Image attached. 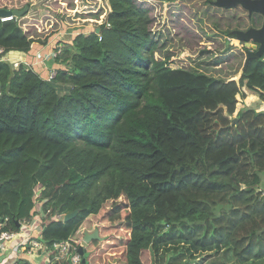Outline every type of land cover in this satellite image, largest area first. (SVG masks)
Listing matches in <instances>:
<instances>
[{"label":"trees","instance_id":"obj_1","mask_svg":"<svg viewBox=\"0 0 264 264\" xmlns=\"http://www.w3.org/2000/svg\"><path fill=\"white\" fill-rule=\"evenodd\" d=\"M27 7L0 22V58L34 55L66 18L85 33L57 54L52 80L0 60V219L17 231L38 190L49 246L79 253L99 233L81 264L264 260V111L230 118L238 96L264 101V56L217 80L155 57L139 0H0V12Z\"/></svg>","mask_w":264,"mask_h":264},{"label":"rangeland","instance_id":"obj_2","mask_svg":"<svg viewBox=\"0 0 264 264\" xmlns=\"http://www.w3.org/2000/svg\"><path fill=\"white\" fill-rule=\"evenodd\" d=\"M215 1L175 0L169 3L161 0H139L141 6L148 11L151 21L149 28L158 46L155 55L157 59H168L172 68L205 74L217 80H239L245 68L247 52L252 46L247 50L246 44L230 33L250 28L260 29L264 19L255 14V19L250 20L248 13L240 7L227 10L210 4ZM63 11L65 12L64 9ZM56 19L60 22L58 17ZM65 20L68 22V18ZM66 22L64 23L67 27L61 28L47 46H42L33 55L37 63L34 64L42 67L45 65V71L54 70V59L58 50H63L66 44L72 43L78 34L85 33L81 30H69L68 23L74 22ZM45 76L47 77V73ZM237 101L236 113L230 118H236L241 110L247 108L264 111V101L250 92L245 99L238 96ZM86 248L88 244L84 242V250ZM5 260L2 256L0 264ZM209 264L241 263L231 257V251L227 250ZM248 264H264V260Z\"/></svg>","mask_w":264,"mask_h":264},{"label":"built area","instance_id":"obj_3","mask_svg":"<svg viewBox=\"0 0 264 264\" xmlns=\"http://www.w3.org/2000/svg\"><path fill=\"white\" fill-rule=\"evenodd\" d=\"M15 15L3 17L0 15V22H9L15 20ZM61 50H58V54ZM3 54L0 51V55ZM57 56V55H56ZM55 56V58H56ZM41 57V56H40ZM2 61H8L5 57L0 58ZM14 68H19L20 62H12ZM57 70H50L47 73V80L56 77ZM34 197L35 209L32 218L23 224L18 225L17 231L11 229L9 219H0V258H6L1 264H59L61 262L71 261V264H81V256L77 247L72 241L55 243L49 246L44 240V233L49 223V212H45L43 204L45 201L40 200L38 190L35 191ZM57 216V219H62Z\"/></svg>","mask_w":264,"mask_h":264},{"label":"water","instance_id":"obj_4","mask_svg":"<svg viewBox=\"0 0 264 264\" xmlns=\"http://www.w3.org/2000/svg\"><path fill=\"white\" fill-rule=\"evenodd\" d=\"M213 5L219 8L224 9H233L237 7H241L242 9L248 11L250 15L253 14H259L264 18V0H216L213 2ZM29 11V8H25L23 11H15V12H0V15L3 17H11L15 15L16 17L20 18L24 16ZM100 32L99 29L96 30V33L98 34ZM233 34L236 36V39L240 42H243L246 44L247 47L251 45V43L258 44V49L249 50L247 52V60L246 64L250 60H256L260 59L264 56V23L263 26L260 29L250 28L246 31H234ZM0 96H1V85H0ZM79 214V211H75L71 214H67L64 216V222L67 223L74 218L77 217ZM93 240H101L99 237V233L95 232L94 234H87L84 242L90 243ZM84 248H81L79 253L81 256L84 255ZM85 263V260H83V264Z\"/></svg>","mask_w":264,"mask_h":264},{"label":"crops","instance_id":"obj_5","mask_svg":"<svg viewBox=\"0 0 264 264\" xmlns=\"http://www.w3.org/2000/svg\"><path fill=\"white\" fill-rule=\"evenodd\" d=\"M40 48H41L40 46L35 45L36 51H38ZM32 55H33V53L30 55L17 54V55H12L11 57H8V58L11 62H20V63H25L31 67L33 66L36 69L35 71L39 72V74L46 75L47 70L45 71V69H46L45 65H44V67L40 66L39 64L36 65L37 64L36 60L32 57ZM34 63H36V64H34ZM35 65L37 66V68Z\"/></svg>","mask_w":264,"mask_h":264},{"label":"flooded vegetation","instance_id":"obj_6","mask_svg":"<svg viewBox=\"0 0 264 264\" xmlns=\"http://www.w3.org/2000/svg\"><path fill=\"white\" fill-rule=\"evenodd\" d=\"M210 4H212L213 5V2H210ZM237 8H239V7H237ZM241 8V7H240ZM224 9V8H223ZM227 10H230V9H227ZM246 11V10H245ZM247 13H248V17H249V19L250 20H254L255 19V17H253L255 14H253V15H250V13L248 12V11H246ZM257 15H259V14H257ZM264 19V18H263ZM245 44V43H244ZM251 46L252 47H250V49L251 50H256V49H258V47H259V45L258 44H255V43H251ZM245 48L248 50L249 49V47H247L246 45H245ZM256 48V49H255Z\"/></svg>","mask_w":264,"mask_h":264},{"label":"clouds","instance_id":"obj_7","mask_svg":"<svg viewBox=\"0 0 264 264\" xmlns=\"http://www.w3.org/2000/svg\"><path fill=\"white\" fill-rule=\"evenodd\" d=\"M63 220H64V218H63ZM84 248V247H83ZM81 256V255H80ZM81 258H82V256H81Z\"/></svg>","mask_w":264,"mask_h":264}]
</instances>
